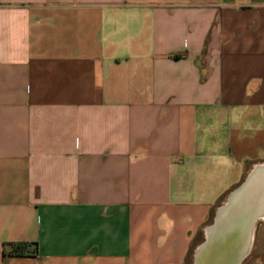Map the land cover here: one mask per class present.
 <instances>
[{"label": "crops", "instance_id": "0c3cea01", "mask_svg": "<svg viewBox=\"0 0 264 264\" xmlns=\"http://www.w3.org/2000/svg\"><path fill=\"white\" fill-rule=\"evenodd\" d=\"M260 164L264 0H0V264H186Z\"/></svg>", "mask_w": 264, "mask_h": 264}, {"label": "bare ground", "instance_id": "6f19581e", "mask_svg": "<svg viewBox=\"0 0 264 264\" xmlns=\"http://www.w3.org/2000/svg\"><path fill=\"white\" fill-rule=\"evenodd\" d=\"M242 194H246V197L244 199L245 204L242 206H235L237 199L234 198L233 204L231 205L234 208L231 209H225L223 213L220 214L219 224L221 227V239L224 240V242L228 239L227 231H232L231 236L232 239L230 243L232 242L234 238V234L236 239L241 240L240 247L239 244L234 245L230 251H228L226 248H214L215 254L213 255L212 261H216L217 259L222 258L223 255H227V257H224L225 261L230 262L229 264H233L236 261L237 254L239 250L247 252L250 250L251 244H252V238H253V231L255 226V221L260 217H264V203H262V206H259L257 204H252L251 202L254 200V203H256L259 200H264V164H260L254 168V170L251 172V177L248 179V181L244 184V186L239 190ZM247 192V193H246ZM240 194V195H241ZM241 201V199H239ZM238 204V203H237ZM251 207V219H249V207ZM258 206V207H257ZM241 207V208H240ZM240 208V209H239ZM253 214H255V218H253ZM249 216V217H248ZM216 228V227H215ZM210 229L208 232V238H210V235L212 233ZM215 230V229H214ZM213 230V231H214ZM238 240V241H239ZM229 243V244H230ZM208 247L204 252L199 251L196 255V262L195 264H202V261L204 258L208 259L209 256H207ZM202 252V253H201ZM236 257V258H235ZM216 259V260H215ZM211 261V262H212Z\"/></svg>", "mask_w": 264, "mask_h": 264}, {"label": "water", "instance_id": "95a60500", "mask_svg": "<svg viewBox=\"0 0 264 264\" xmlns=\"http://www.w3.org/2000/svg\"><path fill=\"white\" fill-rule=\"evenodd\" d=\"M254 170V169H253ZM252 170V171H253ZM251 171V172H252ZM251 172L246 176V178L244 179V181L238 186L236 187L232 192H230L227 196H226V200H225V204L224 205H221L215 212V216H214V219H213V222L212 224L208 225L207 227L204 228V240L198 245V247L195 249L194 251V254H193V262L192 264H195L196 262V255L199 251L202 250V252H204L206 250V248L208 247V252H207V256L208 259L204 258V260L202 261V264H229L230 262H227L225 261L224 257H227V255L225 254V256L223 255V257L220 259H215L216 261H212L213 259V255L215 254L216 251H214V248H226L228 249V251L231 250V248L234 246V245H237L239 244V247H240V242L241 240H237L236 237H235V234H234V238L232 240V242L230 243L231 239H232V236H231V233L232 231H227V234H228V239L226 242H224V240L221 239V227H220V223H219V219H220V214L221 212L223 213V211L226 209H231V208H234L236 205L237 206H242L245 204V197H246V194L244 193L243 194V198H242V194L241 192H239V190L244 186V184L248 181V179L251 177ZM247 193V192H246ZM241 194V195H240ZM234 198L237 199V202L236 204H234V207H232L231 205L233 204V200ZM241 199V201L239 200ZM238 203V204H237ZM252 204H257L259 206H262L264 203V200H259L257 201L256 203H254V200L251 202ZM249 207V206H248ZM258 207V206H257ZM241 208V207H240ZM239 208V209H240ZM249 213H250V217L249 219H251V207H249ZM253 218H255V214H253ZM258 219V217H257ZM256 219V220H257ZM220 224V225H219ZM216 227V228H215ZM210 229H212V233L210 235V238H208V232ZM215 229V230H214ZM214 230V231H213ZM233 234V233H232ZM230 243V244H229ZM242 250H239L238 251V256L236 258V261L233 263V264H240L242 262V260L244 259V257L248 254L249 250L247 252L243 251V253H241ZM201 252V253H202ZM212 261V262H211Z\"/></svg>", "mask_w": 264, "mask_h": 264}, {"label": "rangeland", "instance_id": "374dc122", "mask_svg": "<svg viewBox=\"0 0 264 264\" xmlns=\"http://www.w3.org/2000/svg\"><path fill=\"white\" fill-rule=\"evenodd\" d=\"M244 181V180H243ZM225 200H226V197L225 199L223 200L222 204L220 205H224L225 204ZM216 212V211H215ZM215 212H213V214L210 216L208 222H207V225H210L212 224L213 222V219H214V216H215ZM257 223L255 224V227H256ZM204 240V232L201 231L196 240L192 243L190 249H189V253H188V256H187V260H186V264H192L193 262V254H194V251L195 249L198 247V245ZM249 258V252L248 254L244 257L243 261L241 262V264H244L247 259Z\"/></svg>", "mask_w": 264, "mask_h": 264}, {"label": "trees", "instance_id": "16d2710c", "mask_svg": "<svg viewBox=\"0 0 264 264\" xmlns=\"http://www.w3.org/2000/svg\"><path fill=\"white\" fill-rule=\"evenodd\" d=\"M26 245H28L29 246V243H26V242H17V243H12L11 244V250H10V252L11 253H15V254H24L23 252H22V248L24 247V246H26ZM32 250L33 249H29V253H32Z\"/></svg>", "mask_w": 264, "mask_h": 264}, {"label": "built area", "instance_id": "2783aa9c", "mask_svg": "<svg viewBox=\"0 0 264 264\" xmlns=\"http://www.w3.org/2000/svg\"><path fill=\"white\" fill-rule=\"evenodd\" d=\"M22 252H23V253H29V252H30V251H29V246H28V245L24 246V247L22 248Z\"/></svg>", "mask_w": 264, "mask_h": 264}]
</instances>
